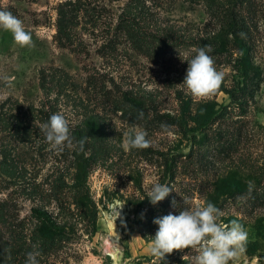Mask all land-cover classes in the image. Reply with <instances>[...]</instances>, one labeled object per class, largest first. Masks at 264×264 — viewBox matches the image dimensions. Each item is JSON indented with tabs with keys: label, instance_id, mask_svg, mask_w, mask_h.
<instances>
[{
	"label": "rangeland",
	"instance_id": "obj_1",
	"mask_svg": "<svg viewBox=\"0 0 264 264\" xmlns=\"http://www.w3.org/2000/svg\"><path fill=\"white\" fill-rule=\"evenodd\" d=\"M227 1L0 0L34 42L0 29V264H26L33 245L39 264H153L154 219L208 202L248 232L234 264H264V0L237 7L240 45L215 10ZM205 46L224 79L196 99L183 81ZM40 112L90 133L86 175L45 142ZM134 128L150 147L124 150ZM156 182L173 191L153 205Z\"/></svg>",
	"mask_w": 264,
	"mask_h": 264
},
{
	"label": "clouds",
	"instance_id": "obj_2",
	"mask_svg": "<svg viewBox=\"0 0 264 264\" xmlns=\"http://www.w3.org/2000/svg\"><path fill=\"white\" fill-rule=\"evenodd\" d=\"M0 29L8 31L13 41L21 48L33 47L32 33L24 23L10 11L0 10ZM207 49V50H206ZM194 58L188 62V68L183 81L188 93L196 99H204L214 95L221 87L224 73L217 70L215 61L208 53L210 46L193 49ZM143 117V113H140ZM44 133L45 142L52 150L63 152L65 148L78 149L84 152L88 137L74 140L70 132V121L61 112L52 114L49 121L40 125ZM122 147L125 151L131 149H146L151 146V141L146 137L148 133L140 128L125 132ZM249 192L253 184L249 182ZM172 188L159 182L154 183L147 191V198L156 205L163 201ZM175 206V201L172 202ZM185 204L190 202L185 199ZM224 213L213 203L196 205L184 208L179 215H168L154 219L158 230L153 237L149 251L153 264H160L166 255L174 250L191 249L195 253L194 264H234L238 256L246 251L248 232L238 220L230 224L223 223L221 217ZM41 253L33 245V251L27 253L26 264H39L38 257ZM183 257V259H185Z\"/></svg>",
	"mask_w": 264,
	"mask_h": 264
},
{
	"label": "trees",
	"instance_id": "obj_3",
	"mask_svg": "<svg viewBox=\"0 0 264 264\" xmlns=\"http://www.w3.org/2000/svg\"><path fill=\"white\" fill-rule=\"evenodd\" d=\"M245 2V0H228L226 4H218L216 7V11L217 13L220 14V16L222 18L225 19L224 22V29L228 30L229 33L235 37V41H233L235 44H241V41H237L238 39V32L243 31L246 27V24L243 22V18L239 15V11H236L237 7L241 4H243ZM209 6L212 5V2H208ZM246 6H247V2H246ZM239 9V8H238ZM138 33L143 34L142 32L136 31L134 32L133 30H129L128 29V36L130 38H134L137 36H140ZM145 35V34H144ZM146 36V35H145ZM149 36V35H147ZM238 46V45H237ZM245 75L247 76L248 73L247 71L245 72ZM40 116L42 118V120L46 123L49 121V115L46 112H40ZM71 136L74 138V140H79L85 136L88 137V135L90 134L89 132L86 131H82L81 129H74L71 130ZM86 132V133H85ZM88 151H89V137L87 140V143L85 145V150L84 152H79L78 149H73V151L71 152V156L72 158L75 160L77 166H78V170L79 172H81L82 174L86 175L87 174V170L89 167V163H90V159L88 156ZM53 187L54 188H60L62 186H64V183H62L60 180H55L53 183ZM39 218V217H38ZM40 221V222H39ZM39 221L37 220L38 224L41 226L45 225L46 223L42 221V219L39 218ZM44 233L39 232L40 235L43 238H48V233H46L45 231H43ZM5 244H3V247L1 248L2 252H5Z\"/></svg>",
	"mask_w": 264,
	"mask_h": 264
}]
</instances>
